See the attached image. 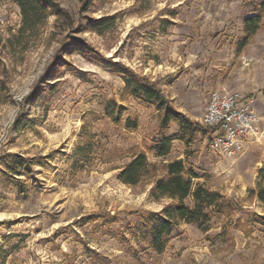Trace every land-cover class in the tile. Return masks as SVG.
<instances>
[{"label":"rangeland","instance_id":"obj_1","mask_svg":"<svg viewBox=\"0 0 264 264\" xmlns=\"http://www.w3.org/2000/svg\"><path fill=\"white\" fill-rule=\"evenodd\" d=\"M54 1L70 18L51 14L38 38L12 45L20 11L0 3L8 88L0 102V264H264V205L248 196L264 164V119L257 117L259 139L251 136L237 158L211 151V131L198 134L207 139L200 156L194 142L187 158L183 143L174 146L196 173L194 185L240 208L202 225L179 222L153 242L156 214L171 203L154 195V180L175 158L152 147L179 125L159 129L154 106L130 95L120 72L167 77L160 88L202 123L212 92L197 39L231 13V0H91L87 10L83 0ZM106 16L115 20L100 33L97 20ZM140 152L155 164L154 176L125 185L119 168Z\"/></svg>","mask_w":264,"mask_h":264},{"label":"trees","instance_id":"obj_2","mask_svg":"<svg viewBox=\"0 0 264 264\" xmlns=\"http://www.w3.org/2000/svg\"><path fill=\"white\" fill-rule=\"evenodd\" d=\"M14 3L20 11L21 25L17 34H13L11 41L19 40L23 37L36 39L46 26L49 16L54 14L56 20L65 16L70 18L68 12L59 6L54 0H0ZM83 10H87L91 0H83ZM115 20L114 16H106L97 20L99 32L108 30ZM260 15L246 17L243 21L244 44L260 25ZM84 46V44H82ZM78 46V45H77ZM120 72L125 76V89L135 98L141 99L152 104L156 109L159 120L158 128L165 129L171 122H177L179 131L170 136H164L157 140L152 147L157 156H165L170 152L171 142L180 140L184 144L185 157L193 154L191 145L198 134H207L212 127L205 126L200 122L194 121L183 112L179 111L173 101L160 88V83L167 77L157 80L137 75L129 68L122 66ZM6 72H4L5 74ZM7 86L0 73V102L4 101L7 95ZM29 102V98L25 99ZM80 151L82 147L78 148ZM82 154V151L79 153ZM118 179L125 185L136 186L147 182L152 178L155 171V164L149 162L143 152L132 156L130 161L119 168ZM164 174L154 180V195L161 198L171 199V203L165 206L162 211L156 214L159 222L150 228L153 242L159 234L168 231L173 225L179 222L197 223L198 225L209 222L212 214L229 215L240 205L222 195L220 192L211 190L202 184H193L196 173L186 167L185 160L175 158L163 164ZM248 196L257 199L264 205V164L257 171L255 187L248 191ZM187 197L192 198V205L185 202ZM155 244V243H154Z\"/></svg>","mask_w":264,"mask_h":264},{"label":"crops","instance_id":"obj_3","mask_svg":"<svg viewBox=\"0 0 264 264\" xmlns=\"http://www.w3.org/2000/svg\"><path fill=\"white\" fill-rule=\"evenodd\" d=\"M261 4L257 6L253 1L231 0V13L224 14L217 27H204L197 41L201 63L206 64L201 71L205 89L208 92L237 94L240 103L247 104L257 117L264 119V0ZM254 15L261 17L259 28L240 46L245 38L243 21ZM181 111L191 118L188 113ZM205 111L206 105L201 114L202 119ZM260 124L257 119L254 128L257 129ZM250 137L247 135L245 138V149L252 142ZM206 141L202 135H198L193 144L195 154L201 155L199 150ZM174 146H182V142H171L168 157L183 159L182 154H173ZM181 148L183 150V146Z\"/></svg>","mask_w":264,"mask_h":264},{"label":"built area","instance_id":"obj_4","mask_svg":"<svg viewBox=\"0 0 264 264\" xmlns=\"http://www.w3.org/2000/svg\"><path fill=\"white\" fill-rule=\"evenodd\" d=\"M257 114L240 103L237 94L212 92L202 124L212 127L210 149L215 154L237 158L244 153L246 136L259 139L254 124Z\"/></svg>","mask_w":264,"mask_h":264}]
</instances>
